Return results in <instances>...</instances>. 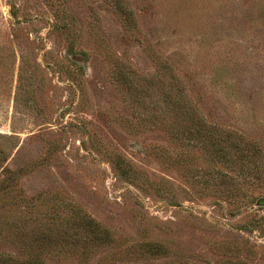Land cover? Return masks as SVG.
Wrapping results in <instances>:
<instances>
[{
    "label": "rangeland",
    "instance_id": "obj_1",
    "mask_svg": "<svg viewBox=\"0 0 264 264\" xmlns=\"http://www.w3.org/2000/svg\"><path fill=\"white\" fill-rule=\"evenodd\" d=\"M262 201L264 0H0V264H264Z\"/></svg>",
    "mask_w": 264,
    "mask_h": 264
},
{
    "label": "water",
    "instance_id": "obj_2",
    "mask_svg": "<svg viewBox=\"0 0 264 264\" xmlns=\"http://www.w3.org/2000/svg\"><path fill=\"white\" fill-rule=\"evenodd\" d=\"M262 204H264V201H262Z\"/></svg>",
    "mask_w": 264,
    "mask_h": 264
},
{
    "label": "trees",
    "instance_id": "obj_3",
    "mask_svg": "<svg viewBox=\"0 0 264 264\" xmlns=\"http://www.w3.org/2000/svg\"><path fill=\"white\" fill-rule=\"evenodd\" d=\"M217 160H219V159H217Z\"/></svg>",
    "mask_w": 264,
    "mask_h": 264
}]
</instances>
